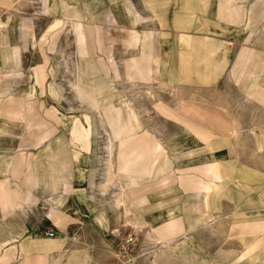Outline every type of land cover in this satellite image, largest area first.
Listing matches in <instances>:
<instances>
[{"label": "crops", "instance_id": "1", "mask_svg": "<svg viewBox=\"0 0 264 264\" xmlns=\"http://www.w3.org/2000/svg\"><path fill=\"white\" fill-rule=\"evenodd\" d=\"M51 1L59 2L60 0ZM74 1L85 2L88 14V19L83 22L88 34L86 43L88 46H86L87 57H80V63L77 64L76 82L81 76L89 80V82L98 84L102 92L94 94L95 96H113L116 98L120 95L116 83L122 78L121 72L111 56L110 47L106 46L103 39V26L108 24L116 26L126 33L121 41L123 46L141 48L139 57H132L125 64V75L131 82L150 84L159 79L158 77L166 76L170 85L196 83L200 78L199 71L203 51L206 47L203 37L206 36L208 39L216 41L217 45H215L216 49L214 51H220L222 48L227 51L228 60L223 71L214 76L210 83L213 80H217L220 83L222 77L228 76V79L243 91L242 94L237 88L229 95L245 96L248 100H251V92L255 87L264 92V85L261 83L264 80V0H138L147 16L149 13L144 7L154 12H152L153 14L151 13L150 17H143L131 0ZM102 2H105L104 8L100 10L102 12H94V9L102 5ZM199 2L200 7L197 5ZM184 5L188 8L196 9L192 26L193 30L203 31L200 33L201 37L195 36L191 39L188 53L184 51L182 53L180 50L181 38L176 33L168 34L161 30L163 28L145 32H140L135 28V26L147 20L156 22L159 20L160 14L164 15L162 23L167 25L170 18H172L170 17L171 11H179ZM207 8L208 10L205 12ZM41 9L44 10V7L42 6ZM157 9L163 10L157 12ZM58 11L57 14L50 15L59 16L60 10ZM32 15V4L30 1L0 0V264H36L34 257L38 256L41 258L40 264L44 262V264H47V256L42 257V245L45 241L43 238L46 237V230H50V227L54 224L53 219L49 215L52 208V203L49 200L57 197L62 191L61 186L56 191L47 187V176L51 159L62 160L66 164V168H60L58 164H56L55 168L61 170L62 176H71L74 183V191L69 197V201L71 200L70 202L73 203L74 208L85 211L82 217L76 218L67 225L66 229L72 228L73 232L67 231L60 234V240L65 242L63 251L70 247L78 250L86 247L89 250V255L92 256L90 264H112L110 245H112L113 241L109 238V232L117 229L122 230V232H134L133 227H138L137 230L142 232L140 234L143 237H145L144 233H146L149 241H153L154 244L156 243L160 246V249L150 252V254H154L150 264L171 263L176 260H181L184 264H234L236 257L247 252L243 243L246 238H242L238 234L240 243L243 246L242 251H227L223 229L222 231L213 229L223 225L219 216L222 209L223 212H225L226 206L233 209L232 200L227 197L224 190L220 189L219 191L215 186L221 184V186L227 187L228 192L233 193L235 192V182H239L241 177H250L251 175L253 177L257 175L264 177L258 171L241 164L240 159L238 158V160L234 153H229L228 159L235 160H222L225 157V150L222 148H233L231 139L233 140L239 134L238 130L235 131L238 126L235 116L227 115V113L233 114L236 111L234 109L228 110L225 107L226 111H224L221 108L211 107L209 104H202L203 106L199 105L197 107L185 106L184 112L187 120H183L180 113L163 103L169 107L170 112L168 115L175 114L174 120L165 117L159 112L158 107L161 104L159 103L156 106L158 113L167 119L182 122V127H179L182 130L179 131L176 140L172 143L173 147H165L166 155L172 164V168L165 175L168 178V184L162 185L163 183L160 179L156 180L153 177L154 174L148 178L137 175V188L126 191L136 192L138 196H142L140 194L152 196L150 202L154 203L155 194L162 191L161 187H166L168 192L171 193L167 206L170 211L168 217L156 219L149 212L146 213V217L150 218L152 216V221L156 226L172 218L173 220L180 219L183 232L170 239L171 244H164V242L156 240V236L150 230L151 227L146 224V217L141 218L138 214L140 224L135 226L132 224L135 223L134 213L128 218L124 212H121V218L115 221L112 215V210H114L113 203L118 202L119 195L124 192L121 189L126 186L129 179V174L123 170L127 168L130 161H136L138 168L139 166L140 168L148 166L153 169L156 156L158 155L155 147L162 144V142L153 134L143 131L140 119L137 118L139 114L130 103H122L118 106L114 104V108L118 110L120 106L123 113L122 119L116 128L120 127L121 124L123 127L120 128L126 129L127 115H132L133 121L131 124L137 130L133 136H128L125 133L124 137L121 136L122 138L114 137L113 131L111 133L113 123L105 115L104 106L96 109L87 105L90 109L92 108L95 115L101 118V122L95 121V115H85L84 121L78 118L82 128L80 133H76L74 127L73 134L69 132L71 138L63 132L62 135L57 134L56 138H49L50 129H48L47 114L44 116L47 113L44 98L49 96L48 94L52 96L50 84L55 86L53 82H55L57 69L56 67L52 68L50 74L52 82L47 88L49 75L46 76L45 73L48 59L46 64L42 66L43 57H39L38 60L33 56L31 52L33 42L27 39L32 31L31 26H36V20L31 18ZM41 15L49 16L48 14ZM60 16L66 22L64 17ZM57 22H59V19L52 26ZM162 23L161 27H163ZM210 25L220 29L213 31L216 33H211L207 30ZM222 31L224 34H221ZM184 34H186L187 38L189 37L187 34L191 35L189 38L193 36L192 32H185ZM169 35L172 39L170 54L172 58L167 65V62L163 59L162 42L164 38L168 39ZM99 53H102L106 59L103 57L98 58L97 55ZM208 73L211 74V72ZM204 87L201 86L200 88L204 89ZM207 88H212V86L208 85ZM55 89L57 94H53L55 95L53 97L60 94L57 86H55ZM33 96H35L34 101L31 99ZM16 99H24L25 102H35V111L36 109L39 110H37L40 115L39 119L32 120V117L27 119V116L32 115L30 107L25 104L23 108L20 102L16 104ZM253 100L255 101V99ZM257 101L262 102L261 100ZM262 103L264 105V102ZM206 107H208V111L224 116L225 120L232 124L234 137L232 134V137L226 135L227 130L231 128L229 123L225 125V122L221 121V119L216 121L214 117V119L210 118L209 120V116L202 118L193 116L194 112H206ZM198 109L201 110L199 111ZM249 112L251 110H248ZM124 113L127 115H124ZM226 116L228 117L226 118ZM195 123H202L203 126L212 130L204 131L201 128L206 129L205 127L197 126ZM57 127L55 129L59 130L61 126ZM63 129L65 128L63 127ZM103 130L104 132L106 131V134ZM253 130H261L263 135L264 131L258 128H252L251 130L255 142V153L263 154L264 152L256 151V139ZM65 131L67 130L65 129ZM177 133L176 131L168 139H171ZM112 138L113 140H111ZM70 145L71 147H69ZM102 145L107 150V159H105L107 164L105 163L103 174H101L103 164L99 159L103 160L106 158V153L104 152L103 157L99 156L102 150L100 146ZM122 146L123 148L121 149ZM129 146L131 147L130 150ZM113 148L114 151L112 150ZM216 154H221L219 158L222 159H219L221 164L212 170L213 173L217 174L216 176L218 177H230L232 180L212 181L207 178L206 171L208 168H205L207 166L206 162L210 156ZM120 156L121 165L118 162ZM200 156L202 159H199ZM108 162L113 163L111 173L109 171L111 164H108ZM192 166L198 167L195 168L196 171L194 173L192 172ZM35 174H37L41 184L40 187H37V190H35ZM112 174H116V176ZM43 182L46 183L45 187L42 186ZM204 183L212 185V196L209 199L203 196L199 200L198 194L205 193L203 191L200 192V188L205 186ZM115 187L117 190L114 193ZM224 199L230 200L232 203L223 201ZM126 207L120 205L116 208L125 210ZM85 209H88V211ZM102 215H104L103 224L101 223ZM129 221L130 225H127L125 222L129 223ZM92 224L94 225L93 228H91ZM82 226L90 231H81ZM193 229L194 231H191ZM229 234L232 236L231 224L229 226ZM247 238L255 240V237L251 236V234ZM142 239L144 241V238ZM193 241L204 249V253L201 252L200 254L198 246ZM71 242H73L72 245ZM34 245L40 246L34 251ZM150 247H152L151 243ZM166 249L169 250L167 251ZM27 250L29 251V259L23 252ZM262 250H264V246L254 250L249 256H254ZM102 257H104V260H102ZM175 264L181 263L177 262Z\"/></svg>", "mask_w": 264, "mask_h": 264}, {"label": "rangeland", "instance_id": "2", "mask_svg": "<svg viewBox=\"0 0 264 264\" xmlns=\"http://www.w3.org/2000/svg\"><path fill=\"white\" fill-rule=\"evenodd\" d=\"M27 1H30V3L32 4L33 15L31 18H34V20H36V26L34 25L31 26L32 31L27 39L28 40L30 39L33 42L32 43L33 49H31L33 56H35V58L38 60L39 57L41 56L43 57L42 66L46 64V60L48 59V65L46 66L47 68L45 73L46 76L49 75L47 88L49 87V84L52 82V78L50 75L52 68L56 67L57 69L56 72L57 75L55 78V82L53 83L55 84V86L58 87L60 94L56 97H53L55 96L53 94H57V91L55 89V86L50 84V92L52 96L48 94L49 95L47 96L48 98L47 97L44 98L45 105L47 106V113L43 115L46 116L47 114V120L49 126L48 129H50L48 137L51 139L53 137L56 138V135L57 134L62 135V132L67 134L69 137L70 133L67 129L69 127H72L70 125L71 123L68 122V125H65L64 123H61L62 125L59 124L60 122L58 118H60V116L65 117L66 121L67 120L70 121L71 117L77 119L79 118L84 121L85 115H90V116L95 115L93 111L87 106V104L85 102H82L76 95V90L74 85H76L77 83L76 82L77 64L80 63L81 56H79L80 55L79 41H78L79 37L74 28L73 25L74 22L70 17L72 12L60 11V15H62L66 20L65 22L60 15L59 16L50 15V14H57L59 12L58 10L60 9H58L57 5L61 7L62 0H60L59 2H55L51 0H27ZM131 1L134 3L137 11L143 17H150L154 13L152 10H149L146 7H144L145 10L149 13V15L147 16V14L143 10L138 0H131ZM104 5L105 2H102V5L97 6L94 9V12L97 13L102 12L100 10L104 8ZM197 5L200 7V2ZM42 6L44 7V10L41 9ZM208 8L206 9L205 12H207ZM157 10H158L157 12H159L162 11L163 9H157ZM195 12L196 9L193 8L191 9L188 8L186 5H184V7L179 11L176 12L171 11L170 17L172 18H170L167 25H165V23H162V20H164L163 19L164 15L160 14L159 20H157L156 22H151L147 20L135 26V28L140 32L151 31L153 29L159 30L163 28L161 30H164L168 34L172 35L173 33H176L181 38L179 44L180 50L182 51V53L183 51L185 53H188L191 46L190 44L191 39L195 36L201 37L200 33L203 32V31L198 32L193 30L192 26H193V20L195 18ZM41 14L43 15L48 14L49 16H42ZM80 18H81L80 20H82L81 22L82 24L84 22L83 20L88 19V14L86 12V9L83 10V12L80 15ZM57 19H59V22H57L54 26H52ZM161 23L163 27H161ZM72 27L74 32L72 30ZM217 29L220 28L210 25L207 30L211 33H216L213 31H216ZM185 32H192L193 36L189 38L191 35L187 34V36H189L187 38L185 36L186 34H184ZM103 33H104V38H103L104 42L106 46L110 47L111 56L118 65L122 76L121 80H119L118 83H116L120 95L117 96L116 98L112 97L113 98L112 101L117 106L122 103L123 104L130 103L133 106V108L139 114L143 131L153 134V136H155L160 142H162L163 145L162 144H160L159 146L157 145L155 148L157 149L161 148L166 150L165 147L167 146L173 147L172 143L176 140V136L179 134V131L182 130V128L181 129L179 128L182 127L181 126L182 122L179 120H176L177 122L174 121L175 114H172V112H171L172 114L171 116L168 114H164L162 111V107L168 109L169 108L168 106H170L175 111H177L178 113L184 116H186L184 112L185 106L197 107L202 104H209L211 105V107L221 108L224 111H226L225 108H227L228 110L234 109L236 111L235 113L233 114L227 113V115L228 116L234 115L236 121L238 122V126L235 129V131L237 130L239 131L237 137L233 136L232 124L226 121L224 116H221L216 112L208 111L209 110L208 107H206L207 109L206 112H200V113L194 112L193 116L200 118L204 116L205 117L209 116L208 118L209 120L210 118L214 117L216 121H219L221 119V121L225 122V125L229 123L231 125V128L227 130L228 132L226 133V135L231 136L232 134V136L234 137L233 140L231 139L233 148H228V147L222 148L225 150V157L224 159H222L219 158L221 154H216L217 158L222 160H235V159H228L229 157L228 154L234 153L235 157L237 159L238 158L240 159L238 160L241 162V164H243L248 168H252L258 171L260 174L264 176V153L263 154L255 153V142L253 135L251 133L252 128H258L264 131V105L262 102L256 100L254 101L253 99L248 100V98L245 96H230L229 94L233 93L235 90H237V88L240 90V93L242 94L243 91L239 87H237L235 83H233L230 79H228V76H226L227 78L220 76L222 77L220 83H218L217 80H213L210 83L213 77L221 73L224 67L226 66V64L228 63L227 51L224 48L220 49V51L218 50L214 51L216 49L215 45H217L215 40L208 39L206 36L205 37L202 36L206 47L205 50L203 51L202 63L199 71L200 78L197 80L196 83L194 84L179 83L177 85H170L168 83V78L164 76V77H158L159 79H156V81L147 84L145 82L133 83L129 81L125 75L126 61L132 57L133 58L139 57L141 48H127L123 46L121 41H122V37H125L126 33H124L122 29L116 26H111L110 24L103 26ZM221 34H224V32L222 31ZM162 50H163V59L167 62L166 64L168 65L169 61H171L172 58L170 56L172 50V39L170 35L168 39L164 38L162 42ZM97 56L98 58L103 57L102 53H99ZM208 72H211V74H209ZM261 83L262 85H264V80ZM218 84L219 86H217ZM208 85H211L212 88H207ZM201 86H205L204 89H201L200 88ZM34 97L35 96L31 97L33 101H34ZM17 102H20L21 103L20 105H22L23 108L25 104H27V106L30 107L32 115L27 116L26 117L27 119H29L30 117H32V120L39 119L40 115L39 113H37L38 109H36L35 111V102L33 103L25 102L24 99H16V104ZM159 103H161L158 107L159 112L165 117L172 118L174 120L167 119L164 116H162L160 113H158V111L156 110V106ZM163 103L168 106L164 105ZM198 110L200 111L201 109ZM248 110H251V112L248 113ZM228 116H226V118ZM94 117H95V121L101 122V118L99 116L95 115ZM195 124L200 127L203 126L202 123L199 124L195 123ZM57 126H61L59 129L60 131L57 129L58 128ZM62 126L67 131H65V129H63ZM55 127L57 128L55 129ZM205 128L206 129L204 128L201 129L204 131L212 130L209 127H205ZM176 131L178 133L175 134V136L172 137L171 139H168ZM255 131H258L263 135V132L261 130H255ZM263 139H264V135H263ZM187 141H189V139H187ZM69 147H71V145ZM100 148L102 149L99 154L100 157L104 156V152L106 153V158H104L103 160L99 159V161H101V163L103 164V168L101 169L102 171L101 174H103V170L105 169V163H106L105 159H107V150L106 148L104 149V145L100 146ZM257 152H264V150ZM118 162L119 165H121L122 163L121 156ZM147 168L150 170L149 172L151 173L152 169L148 166ZM195 168L198 167L192 166L193 173L196 171ZM251 176L249 177L251 178L250 180L251 183L250 181L248 180L246 181L244 179H241L239 182L244 186L243 189H250L251 191H253L254 194L252 195L250 201V203H252L251 204L252 208H256L261 205L264 206V177L258 175L256 177H251ZM35 190H37L36 186H35ZM116 190L117 189L115 187V189L113 190L114 193L116 192ZM241 191L245 192V190H241ZM188 193L190 192L188 191ZM195 197H197V195H195ZM66 198L67 196L64 197L60 196L49 200L53 204L49 215L53 219L54 224H52L50 230H46L45 234L48 231H52L54 232L55 235L52 239H49V237L46 236L43 238V240L59 239V247L50 253L51 254L50 257L48 256L46 257V263L47 264H90L92 262L91 260L92 256L89 255V250L86 247L85 248L82 247L79 250L77 248L72 249L70 247L63 251L65 242L60 240V234L62 232H67V231L73 232L72 228L66 229V227L69 223L74 221L71 218H68V215L65 212H60L64 208L63 203L66 200ZM223 201L231 202L230 200H226V199H224ZM113 204L115 205V203ZM232 206L233 209L231 207L226 206L225 212H223L222 209V212L219 216L221 217L223 225L219 226L218 228L214 227L213 229H216L217 231L219 229L222 231L223 229L225 235L224 237L225 247L227 251L228 250H232L234 252L242 251L243 246L240 243L238 234L241 235L242 238H246L243 241V243L247 249V252L241 254L239 257H236L234 260V264H255L251 260L252 256L249 255L252 252H254V250H257L264 246L263 245L264 237H262L261 234L258 235L251 234V236L255 237V240H253L252 238L249 240L247 238L249 234H242L238 230L234 232H232L231 230L232 236H230L229 234L230 217L234 214V211H236V208L234 210L233 203ZM125 207H126L125 210L129 209L128 211H130L129 216L125 213V210L123 208H121V210H118V208L114 206V210H112L113 214L111 213L113 215L114 220L116 221L121 218V212H124L125 216L128 218L134 213L135 223L132 224L135 226L139 225L138 222L140 223V218L138 217V214L141 218L142 217L144 218V216L142 214L140 215L135 205H130L129 203H127ZM53 208L60 211L53 210ZM68 208L70 209V207ZM86 211H88V209H86ZM250 215L252 216V219H255L256 221L264 224V213L255 212ZM60 216H64L61 222L59 220ZM101 220H102L101 223L104 222V215L101 216ZM125 223L127 225H130V221L129 223L127 222ZM60 227H63L65 230L61 229ZM93 227L94 225L92 224L91 228ZM137 228L138 227H133L134 232L132 231L122 232V230L117 229L120 233H122L121 236H119L118 238H116V236L113 234L115 230L109 232L108 234L109 238L113 241L112 245H110L112 264H142V263L150 264V261L153 260L154 254H150V252H152L153 250H158L159 245L154 244L153 241L152 242L149 241L146 237V233H144L145 237H143L142 234H140L142 232L140 230H137ZM81 231L87 232L90 230L82 226ZM191 231H194V229ZM133 233L136 234L138 238L137 246H135L130 250H125L123 247V243H124L123 240H125L124 238L126 236ZM121 237L122 240L120 239ZM142 238H144V241ZM60 242H61V247H60ZM193 242L196 243L195 241ZM150 243L152 247L149 248ZM72 244L73 242H71V245ZM196 245L200 250V254L201 252L204 253V249L201 246H199L197 243ZM36 258L34 257L35 263L36 264L41 263L40 256ZM102 260H104V257H102ZM176 261L178 263L184 264L183 262H181V260L180 261L176 260ZM176 261L175 262L172 261L173 263L172 262L171 263L175 264L177 263ZM171 263L164 262L162 264H171Z\"/></svg>", "mask_w": 264, "mask_h": 264}, {"label": "bare ground", "instance_id": "3", "mask_svg": "<svg viewBox=\"0 0 264 264\" xmlns=\"http://www.w3.org/2000/svg\"><path fill=\"white\" fill-rule=\"evenodd\" d=\"M256 2L258 3V1H256ZM260 2H259V4H260ZM57 7L62 12H72V14L70 15V17L72 18V21L74 22L73 25H74V28L76 30V33L78 34V37H79V40L78 41H79L80 56L81 57H83V56H86L87 57V48H86L87 45H86V43H87V39H88V34L86 32V27L84 26V24L81 23L82 20H80L81 19L80 18L81 13L83 12L84 9H86L85 3L83 1H79L78 2V1H74V0H62L61 7H59V5H57ZM260 65H261V63H260ZM263 66H264V64H263ZM258 69H259V67H258ZM257 72H259V71H257ZM234 73H235V71H234ZM256 82H257V79H256ZM74 86H75L76 94H77L78 98L82 102H85L90 107L92 106V108H96V109L97 108H100L101 106L103 108V106H104V110L106 111L105 115L113 123V129H111V133L113 131V136L114 137H116V138L117 137L120 138L121 136L124 137L125 136V133L128 136H133L134 134H136V131L137 130L131 124V122L133 121V117H131L132 116L131 114H128L127 115V114L124 113V115H127L128 116L127 117V128L126 129H123V128L121 129L120 127H123L121 124H120V127L116 128L119 125V121L122 119V114H123L122 113V110L120 109V106H119V109L118 110H116L114 108V103L112 101L113 100V98H112L113 96L100 97V96H95L94 95V94H100L102 92L100 90L101 88L98 86V84H94L93 82H89V80L84 79V78H82L80 76V78L78 79L76 85H74ZM251 99H255L256 101L257 100H261L262 102H264V92L262 90L258 89L257 87H255L254 90L251 92ZM92 108H91V110H92ZM162 111H163L164 114H168L170 112V110L167 109V108H162ZM124 112H125V109H124ZM99 113H101V112H99ZM181 116H182L183 120L184 119L187 120V118H185L186 116H184V115H181ZM137 118H139V115H138ZM58 119H59V122L60 123H64L65 125H68V122L71 123L70 125L72 127H69L67 129L71 134H73V132H74V127H75V132L76 133H80L82 131V128L80 127L79 120L77 118L71 117L70 121H68V120L66 121L65 120V117L60 116V118H58ZM104 122H105V120H104ZM74 124H76V125L74 126ZM106 125H107V123H106ZM96 132H97V130H96ZM253 134H254V137L256 139V149H257V151H263L264 150V139H263L262 133L254 130V133ZM113 138L111 140H113ZM122 148H123V146L121 147V149ZM130 148L131 147L129 146V150H130ZM112 150L114 151V148ZM157 151H158V155L156 156V163H155V166L152 169L151 173L149 172L150 170L146 166H144V168H140V166H139V168H138L136 161H134V162H132V161L128 162L127 168H125L123 171L124 172H127L129 174V177H128L129 179H128L127 183L125 181L126 186L125 187H122V189H121L122 191L124 190V192H123V194L119 195L120 197L118 199V202L115 203L114 206H116V207L117 206H120V205H124L125 206L127 203H129L130 205H135V207L138 209L140 215L142 214V215H144V217L147 216L146 215L147 212H149L150 214L154 215L156 219L167 218L168 217L170 211H169V209H168L167 206H168L169 196L171 195V193L168 192V189L166 187H164V186L161 187L160 189H162V191L159 192V193H157V194H155V196H154V200H155L154 203H151L150 202V200L152 199V196H144L143 194H140L142 196H138V193H136V192H132V191L127 192L126 191V190H132L134 188H137L136 187L137 178H138L137 175L142 176V177H145V178H148L149 176H152L154 174L153 177L156 180L160 179L161 182L163 183V184L161 183L162 185L168 184V178H166L165 175L172 168V164H171V162L169 160V157L166 155V153H167L166 150L159 148V149H157ZM112 158H113V156H112ZM200 158H201V156L199 157V159ZM194 159H197V158H194ZM109 163L110 162H108V164ZM206 163H207V166H205V168H208L207 171H206L207 172V174H206L207 175V178L211 179L212 181L232 180V178H230V177H226V176L225 177H218V176H216L217 174H214L213 173L212 170H214V168L216 166H218L219 164H221V161L219 160V158H217L216 155L210 156L209 157V160ZM56 164H58L60 166V168L61 167L62 168H66V164H64V162L62 160L56 161V159H51L50 162H49V172H48V176H47V179H48L47 180L48 181L47 182V187H48V189H52L53 191H56L57 188L61 186L62 191H61L60 194L57 195V197L67 196V198H66V200L63 203L64 204L63 210L60 211V210H57V209H54V208H53V210H57V211H60V212H65L68 215V218H71L72 220H75L78 217L79 218L82 217L84 215L85 211L82 210V209L74 208L73 207L74 206L73 203L70 202L71 200L69 201V197H71V195H72V193L74 191V183L72 182V178H71L70 175H64V176L61 175V173H62L61 170H58V169L55 168ZM110 164L111 165L109 167V171L111 173V171H112L111 169L113 167L112 166L113 163H110ZM36 165H38V163H36ZM178 165H180V164H178ZM137 168H138V170H137ZM113 170L115 171V169H113ZM114 173H116V172H114ZM116 174L115 175L112 174V175L113 176H116ZM58 175H60V176H58ZM251 177H253V176H251ZM241 179H244L246 181L247 180L248 181L251 180V178H249L247 176H243V177L240 178V180ZM34 180H35L36 189H37V187H40V185H41L40 184V180H38L37 174H35ZM146 180H148V179H146ZM146 182H148V181H146ZM140 183H138V184H140ZM143 183H144V181H143ZM250 183H251V181H250ZM204 184H205V186H203V187L200 188V190H201L200 192L203 191L205 193H199L198 194V199L199 200L203 196L204 197L206 196L208 199L212 196V191H213L212 190V188H213L212 185H210L208 183H204ZM44 185H46V183L43 182V185L42 186H44ZM215 188H218L219 191H220V189L224 190V193L227 195V197H229L232 200V202L235 205L236 211L230 217V224H231V230H232V232L238 230L242 234H253V235L261 234L262 237H264V224L261 223V222L256 221L255 219H252V216L250 215V214H253L255 212H257V213H264V206L263 205H261L259 207H256V208H252V205H251L252 203H250V201H251L252 195L254 194L253 191H251L250 189H243L244 186L240 182H235V192H233V193L228 192L227 187L226 186L223 187V186H221V184L218 185V186H215ZM241 190H245V192H243ZM69 206H71L70 209L68 208ZM128 210L126 209L125 210V213L129 216L130 211H128ZM63 217L64 216H60V219H59L60 222L62 221ZM205 217H206V215H205ZM146 218H147L146 224H149V226L151 227V229L149 227L148 228L150 230H152V233L157 238L156 240H159L160 242H164V244L170 243V239L174 238L175 236H177V235H179L180 233L183 232V227H182V224H181V220L180 219L173 220V218H172V219L166 220L161 225L158 224V226H156V225H154V222L152 221L153 220L152 219V216H150V218H148V217H146ZM211 218H212V215H211ZM217 219H219V218H217ZM216 220H214V221H216ZM138 224H140V223L138 222ZM60 228L63 229V230H65L63 227H60ZM46 236H47V234H46ZM47 237H49V239H52L54 236H52V237L47 236ZM39 246L40 245H34L33 246V250L35 251L37 249V247L39 248ZM42 246H43L42 247V257H46V256L50 257V255H51L50 253L53 250H55V249H57L59 247V239H56V240H45ZM162 246L164 247L163 243H162ZM60 247H61V242H60ZM158 249H160V246H159ZM23 252H24V254L27 255V259H29V256H28L29 251L27 250V251H23ZM38 255H40V254H38ZM162 257H164V256H162ZM251 260L255 264H264V250H262L261 252L257 253L256 255L252 256L251 257Z\"/></svg>", "mask_w": 264, "mask_h": 264}, {"label": "built area", "instance_id": "4", "mask_svg": "<svg viewBox=\"0 0 264 264\" xmlns=\"http://www.w3.org/2000/svg\"><path fill=\"white\" fill-rule=\"evenodd\" d=\"M47 236H54V232L52 231H48L47 233ZM116 238H118L119 236H121L122 233H120L118 230H115L114 233H113ZM122 240V237L120 238ZM125 240H123V247L125 250H130L132 248H134L135 246H137V242H138V238H137V235L136 234H130L128 236H126L124 238Z\"/></svg>", "mask_w": 264, "mask_h": 264}]
</instances>
